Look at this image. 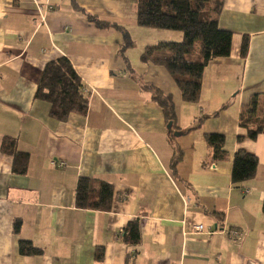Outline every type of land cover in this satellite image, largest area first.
<instances>
[{
    "label": "crops",
    "instance_id": "crops-1",
    "mask_svg": "<svg viewBox=\"0 0 264 264\" xmlns=\"http://www.w3.org/2000/svg\"><path fill=\"white\" fill-rule=\"evenodd\" d=\"M219 25L233 33L231 55L208 64L200 102L187 104L165 68L140 60L146 46L183 35L139 27L136 0H0V264H264V135L238 141L242 107L264 94V0H225ZM60 57L89 94L87 114L65 122L35 98L45 66ZM128 65L172 95L178 134ZM207 134L225 136L223 160L213 161ZM7 137L29 154L25 175L1 150ZM240 150L259 165L236 186ZM80 178L112 185L110 211L77 208ZM134 220L141 240L130 245L122 233ZM20 240L43 254L20 255Z\"/></svg>",
    "mask_w": 264,
    "mask_h": 264
},
{
    "label": "trees",
    "instance_id": "trees-1",
    "mask_svg": "<svg viewBox=\"0 0 264 264\" xmlns=\"http://www.w3.org/2000/svg\"><path fill=\"white\" fill-rule=\"evenodd\" d=\"M137 24L139 27L176 31L183 34L181 41H161L144 48L140 60L144 64L161 66L167 70L178 86L184 103L198 104L201 99L203 74L208 64L219 58H229L232 49L233 33L222 29L219 18L225 0H136ZM98 26H108L95 20ZM198 48L196 49V44ZM132 46L128 42L127 47ZM249 49V38L244 37L241 46V58H246ZM128 71L132 78L141 83L144 90L149 91L162 108L169 133L176 135V112L172 95L165 94L155 86L141 81L130 65ZM35 98L50 105V116L65 122L71 114L86 115L89 110V94L81 78L70 60L60 57L49 62L43 71ZM226 108V107H224ZM218 115L215 114V116ZM206 117L201 116L197 123L187 132L201 127ZM239 126L246 131V136H239L238 141L248 138L256 140L264 135V94H255L250 102L243 106L239 114ZM206 141L212 151L213 161H221L226 157L225 136L207 134ZM1 150L14 158L13 173L25 175L28 169L29 154L17 149L15 139L7 137L3 140ZM181 158L175 157L173 168ZM259 159L246 151H238L233 159L231 179L234 185L240 186L252 180L257 172ZM114 198V190L109 183L97 179L80 178L76 187L75 201L79 209L110 211ZM264 213V203L262 206ZM21 221L14 224V232L19 234ZM125 243L137 245L141 240L140 222L134 220L127 224L122 233ZM18 251L23 256H39L43 250L34 246L31 241L20 240ZM101 259L102 252L96 254Z\"/></svg>",
    "mask_w": 264,
    "mask_h": 264
},
{
    "label": "built area",
    "instance_id": "built-area-1",
    "mask_svg": "<svg viewBox=\"0 0 264 264\" xmlns=\"http://www.w3.org/2000/svg\"><path fill=\"white\" fill-rule=\"evenodd\" d=\"M49 10H53V6L52 5H49ZM53 164H57L58 166H60V167H66V163L65 162H61V163H57L56 161H53ZM204 230V227L202 226V225H198V226H195L194 227V232L195 233H200V232H202ZM232 233V235H234V236H239V232L238 231H232L231 232Z\"/></svg>",
    "mask_w": 264,
    "mask_h": 264
},
{
    "label": "rangeland",
    "instance_id": "rangeland-1",
    "mask_svg": "<svg viewBox=\"0 0 264 264\" xmlns=\"http://www.w3.org/2000/svg\"><path fill=\"white\" fill-rule=\"evenodd\" d=\"M174 32H176V31H174ZM176 33H180V32H176ZM181 34H182V33H181ZM182 35H183V34H182ZM198 46H199V45H198V43H197V44H196V49L198 48ZM233 82L236 83V79H235V78H233Z\"/></svg>",
    "mask_w": 264,
    "mask_h": 264
},
{
    "label": "water",
    "instance_id": "water-1",
    "mask_svg": "<svg viewBox=\"0 0 264 264\" xmlns=\"http://www.w3.org/2000/svg\"><path fill=\"white\" fill-rule=\"evenodd\" d=\"M171 128V124L168 126V129H170Z\"/></svg>",
    "mask_w": 264,
    "mask_h": 264
}]
</instances>
